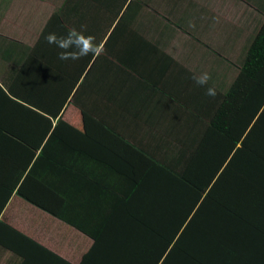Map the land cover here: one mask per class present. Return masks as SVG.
Here are the masks:
<instances>
[{"label": "trees", "instance_id": "16d2710c", "mask_svg": "<svg viewBox=\"0 0 264 264\" xmlns=\"http://www.w3.org/2000/svg\"><path fill=\"white\" fill-rule=\"evenodd\" d=\"M117 1L96 21L82 15L84 25L64 12L79 3L67 8L70 0H61L35 44L9 42L0 85V216L16 196L73 228L91 241L77 264H264V4L249 6L262 19L230 21L245 34L243 55L236 75L222 80L207 68L231 59L226 39L211 35L180 51L173 41L163 52L150 35L177 27L189 43L200 27L192 28V16L155 14V24L135 28V0L121 15L125 0ZM82 26L102 53L53 64L44 37ZM127 38L138 42L133 58L110 55ZM66 63L61 76L51 72ZM109 66L155 80L147 89L167 119L140 129L141 140L122 136L109 109L78 102ZM202 72L210 73L215 98L193 81ZM69 99L80 104L82 130L61 119ZM2 250L5 264H72L0 220Z\"/></svg>", "mask_w": 264, "mask_h": 264}, {"label": "crops", "instance_id": "0c3cea01", "mask_svg": "<svg viewBox=\"0 0 264 264\" xmlns=\"http://www.w3.org/2000/svg\"><path fill=\"white\" fill-rule=\"evenodd\" d=\"M61 0H0V85L5 84V79H7L8 72L6 70V64L4 63L5 58H7L8 46L9 42H16L23 44L26 42L30 45L35 44L36 39L38 37L39 32L46 27V24L50 22L51 15L56 11L58 7V3ZM132 0H125L124 6L120 9V15L123 13L125 6H127L128 2ZM197 1V6H194V0H135L136 7L133 8V11L139 13V17L136 20L135 28L144 27L143 23H147L153 20V15L162 14L167 15L171 13H183L189 15L187 19L191 16L192 28L196 27L198 24L199 32L195 33V36L191 38V42L185 43L182 42L180 38H178V42L173 43V31L170 30L168 32L159 31L155 35H150L148 40L156 41L161 50L164 52H168L165 49H168V45L173 43L177 47L178 51L182 47V44H197V43H210L208 39L209 36L213 35V16L216 19V15L220 16V22H227L230 24V21L237 22L239 18L237 17H227L226 14L223 16L220 11V7L218 3L224 4L227 7V4H231V14L242 12V17H246L249 13H254L249 9V6L254 8L260 6L262 7L264 4V0H195ZM79 3V7L77 10L66 11V20L69 23H74L80 20L84 25H86V21L84 20L85 16L86 20L90 22L96 21L99 17V14L103 8L109 6L111 8H118L119 2L117 0H82L79 2L78 0H70L67 8H72L73 3ZM135 8H138L136 10ZM205 8L207 11L200 12L198 9ZM233 8H237L239 10L234 11ZM260 9V8H259ZM261 10V9H260ZM224 13V12H223ZM75 15H80L81 19L75 17ZM239 15H241L239 13ZM117 21L113 24L111 29L115 26ZM155 24V21L151 24ZM236 25H240L236 23ZM195 26V27H193ZM83 26L80 28L82 29ZM51 29V26H50ZM179 28H175L178 30ZM156 30V26L153 29ZM153 33V32H152ZM160 36L163 38L166 46H163L159 38ZM106 39V38H105ZM196 39L200 40L197 41ZM138 44L134 40L130 38L124 39L121 43L119 51L110 55H118L124 59H132V51L133 46ZM24 44L23 46H30ZM20 51L22 49H19ZM51 58L54 60L53 64H57L61 60L58 59V52L55 46L49 47ZM169 53V52H168ZM131 56L129 58H126ZM64 67L57 68L56 65L54 69L51 70L52 73H55V76H61V69H64L68 66V63L63 65ZM108 70V71H107ZM103 69L97 80L90 79L92 82V94L85 101H78L83 103L88 107L93 109H97L101 111V113L106 112L108 109L111 112V115L107 117L110 118L111 122L116 124V128L120 132H122V136L127 137L129 139L138 141L143 137V130H150L151 125L164 124L167 119L166 115L163 113L161 108L157 106L156 99H152V94L148 92L147 86L153 85L155 80H151L152 82H148L147 78H143L144 76H136V75H127L121 69L116 70L115 66H109L108 69ZM141 74L143 70H140ZM65 77L69 76L71 71L64 70ZM150 77V76H147ZM96 83V87L94 86ZM145 83L146 86L143 84ZM55 84V83H54ZM162 83L161 85H163ZM4 87V86H3ZM56 88V85L52 86ZM109 87V89L107 88ZM146 89V90H145ZM164 90V87L161 88ZM167 92V90H166ZM86 92L84 93V95ZM78 106V107H77ZM80 104L75 105L72 103V100L69 99L63 113H61V119H63L66 123L73 126L78 130L83 129L82 117L80 113ZM172 105L168 106L167 110H170ZM76 113V115L74 114ZM12 204L15 206L17 204L20 207L27 206L28 209L27 214L35 221V223H39V219H35L34 216H39L40 219L51 222L55 227H58L61 231H63V245L65 250H61L59 247H51L45 245V243L41 240V238H36L35 235H30L29 231H34V228H27V230L22 229L19 223H22V220L13 213L15 210L11 207ZM31 213L29 214L28 213ZM0 220L4 222L6 225L17 231L18 233L27 236L28 238L35 240L38 244L47 247L60 257L67 259L72 262V264H77L80 260L82 254L89 248L91 241L74 230L66 226L63 223L52 219L50 216L40 212L39 210L33 208L32 206L26 204L21 199H17L16 196H13L5 207L4 211L0 216ZM34 224H29L30 227H34ZM31 233V232H30ZM73 243H82L79 252L75 253L70 248H73ZM8 252L1 251L0 256V264H4L6 257L8 256ZM4 257V259H3Z\"/></svg>", "mask_w": 264, "mask_h": 264}, {"label": "rangeland", "instance_id": "374dc122", "mask_svg": "<svg viewBox=\"0 0 264 264\" xmlns=\"http://www.w3.org/2000/svg\"><path fill=\"white\" fill-rule=\"evenodd\" d=\"M218 6L220 7V11L221 14L224 16L226 14L227 17H239V13L242 16V12L240 11L239 13H233L231 14V9L232 6L231 4H227V7L224 6V4L218 3ZM234 11L239 10L237 8H233ZM224 12V13H223ZM249 19H252V17H257L262 19V13L258 14V16L256 15V13H249ZM156 20V16L153 15V20L150 22H145L143 23L144 26H148L151 25L154 21ZM184 22H180L179 25L181 26ZM176 27H173V41L176 44L178 42V38L181 39L180 34H179V29L175 30ZM246 30L248 31V34L250 33V35L252 34V30H251V25L250 23H248V25L245 27ZM153 33L155 34V31L153 30ZM244 33H239L237 31L236 28H234L233 23L227 24V22H220V16L216 15V23L213 24V42L215 43H221L222 41H224L226 39V43H225V48L224 52L228 55H231V59L229 60H219L218 62L216 60H213V67L212 68H207L210 69L211 71H213V74L217 75L218 77H220V79H229L231 78L233 75H236L238 68L241 65V58H242V44L244 43ZM160 43L163 46H166V44L163 41V38L160 36L159 38ZM209 61V60H208ZM74 114L76 115V113L74 112ZM77 117V115H76ZM173 119L170 120V123ZM161 132H165L166 133V137L169 138L170 132L168 133L167 131L164 130H160ZM18 199V198H17ZM14 210L15 213L14 216L20 218L22 220V223H19L20 227L22 229H26L27 228H34V231L32 232L31 230H27V232L29 231L30 235H35L36 238H41V240L45 243V245L47 246H51V247H59L61 250H65V247L61 244H63V231H61L60 229H58V227H55L53 224H51V222H48L46 220L40 219L39 216L35 215L34 218L35 219H39V223H35V221L33 219H31V217L27 214V209L28 207H20L17 204H15V206L12 204L11 206ZM29 213V211H28ZM31 214V213H29ZM34 227H30L29 224H34ZM31 232V233H30ZM33 233V234H32ZM33 235V236H34ZM35 241V240H34ZM38 243V242H37ZM72 249L73 251H75V253L79 252V249L82 246V243H73L72 242ZM4 259V257H3ZM5 264V262H4Z\"/></svg>", "mask_w": 264, "mask_h": 264}, {"label": "clouds", "instance_id": "9594fccd", "mask_svg": "<svg viewBox=\"0 0 264 264\" xmlns=\"http://www.w3.org/2000/svg\"><path fill=\"white\" fill-rule=\"evenodd\" d=\"M84 29L77 30L71 28L66 34L49 32L45 37V42L59 49L58 59L62 61H77L89 55L98 56L103 49L95 42V37L85 35ZM197 86L205 87V94L215 98L217 91L215 87L208 86L211 75L208 72L194 74L192 77Z\"/></svg>", "mask_w": 264, "mask_h": 264}]
</instances>
